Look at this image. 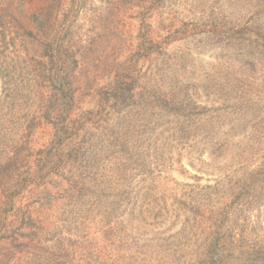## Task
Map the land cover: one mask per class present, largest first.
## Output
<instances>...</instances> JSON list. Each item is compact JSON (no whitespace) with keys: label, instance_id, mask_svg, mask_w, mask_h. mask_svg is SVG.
I'll list each match as a JSON object with an SVG mask.
<instances>
[{"label":"trees","instance_id":"1","mask_svg":"<svg viewBox=\"0 0 264 264\" xmlns=\"http://www.w3.org/2000/svg\"><path fill=\"white\" fill-rule=\"evenodd\" d=\"M24 1L37 6L38 14L34 15L33 21L43 29L49 26L53 12L58 10L64 0H19V3L23 4ZM69 2L68 13L73 19L88 11L83 0ZM167 2L144 0L143 7L135 15L138 26L131 41L132 49L129 48L128 53L129 57L134 58L131 62L115 63V78L103 90L111 108L119 103L128 108L132 100L141 102L145 99L143 95L149 92L154 93V97L165 105L178 102L181 113L179 116L177 113H168V118L173 119L169 123L156 126L155 121L151 130L147 127L146 132H137V138L145 134L147 141L144 146L148 144L145 156L143 154L144 170H141L142 183L145 184L140 189L130 183L135 179V169L127 171L125 168V173H121L122 168L118 166L114 176H117V182L118 178L125 181L124 190H120L122 185H94L99 192L96 197H91L94 203L89 209L99 210L100 216L95 220L87 218L89 210L82 200L83 195L80 197L74 194L81 185H49L54 177L66 172L67 162L72 155L76 156L73 157L75 159L82 157L80 149L85 143L84 136L90 130L87 128L91 127L89 122L94 113L87 110L86 114L75 116L79 84L77 70L80 64L75 47L66 43L69 40L67 37H56L54 41L46 42L47 50L43 52V57L47 58L44 64L49 65L48 105L38 121L45 119L49 123L50 139L33 149L31 145L28 147L26 141L23 143L22 139H15L9 145L5 135L1 136L3 131H0V264H161L160 254L177 256L182 250L185 251L183 247L189 240L199 243V238L202 239L200 246H203V250L196 264H264V236L257 234L253 240L244 237L237 239L232 224L243 196L250 199L242 202L243 213L244 209L250 207H258V211L264 207L259 203L255 205V197H251L256 187L264 189V148H260L259 139H253L248 148L227 146L228 142L224 139L229 125H235L237 130L247 129L245 122L237 120L242 118L251 121L250 128L255 131L257 125H260L259 137L263 136L264 139V23L256 21L253 26H247L248 29L242 27L237 43L228 41L225 44V47H238L236 57L227 58L221 72L210 71L203 80L192 85L206 94V103L195 102L188 95L189 89L181 79H176L170 73L162 75L165 72H161V67L158 72H143L140 65V62H150L151 58L157 56L160 59L166 54V62L163 61L162 65L165 67L172 59L168 53L169 46L176 41L189 39L190 35L187 34L177 37V29L188 27L176 15L166 18ZM262 2L264 4V0ZM165 20L167 23L162 22ZM157 25L165 29L160 30ZM70 32L64 36H70ZM57 40L61 43H55ZM54 44L57 49L49 53V48L53 49ZM4 66V62L0 64L3 88L12 90L17 84V73L3 75ZM159 75L162 77L158 81L156 77ZM12 76H16L15 81ZM21 87L17 86L13 91L18 93ZM175 91L179 95L176 98L169 97ZM4 102L5 99L0 103ZM10 109L12 121L17 117L14 112L17 113L19 107L14 105ZM4 110L0 105V112ZM175 117L183 119L182 123H175ZM102 131L104 134L101 137L91 139L87 136V140L91 139L90 145L93 140L101 142L105 138V129ZM172 131L175 135H171ZM191 133H194L195 140L203 144V147L206 145L205 151L199 153V156L191 157L190 166L195 171V163L205 165L206 161L201 158L205 156L206 150H212L214 168L222 172L229 170L231 165L225 168L220 160L230 155L231 161L237 163L235 172L239 177L226 171L223 177L212 184L200 185L203 175L210 176L204 167H200L192 177L196 179L195 182L191 184H183L169 177L162 178L163 175L169 176L172 170L169 162L174 156L171 151L175 142L173 137L180 134L183 137L180 143L185 147L192 141ZM122 141L125 139L120 143ZM120 143H115L114 147ZM189 147L193 148V145ZM255 151L262 164L250 170L249 163L253 165ZM30 156L35 158L29 161ZM71 174L75 181L81 177L79 170ZM168 181L175 183L177 188L165 191V182ZM128 183L130 185H126ZM105 188H110L114 193L103 191ZM226 188L232 192H226ZM228 195L234 197L233 202L227 208H219L221 200ZM58 202L66 205L62 210L64 228L69 230V235L58 232V229L55 231L53 223L47 228L39 225L38 216L41 212L38 210L47 206L55 209ZM170 223V227L181 224V230L175 236L166 235L171 231L168 227ZM243 224L249 226V232L257 230L255 227L251 230L254 223L250 215H244ZM34 228L41 230L40 237L36 235V240L23 241L26 239V229ZM261 229L264 231V227ZM197 233L200 237L195 239ZM177 236H180L178 241Z\"/></svg>","mask_w":264,"mask_h":264},{"label":"rangeland","instance_id":"2","mask_svg":"<svg viewBox=\"0 0 264 264\" xmlns=\"http://www.w3.org/2000/svg\"><path fill=\"white\" fill-rule=\"evenodd\" d=\"M262 1L168 0L165 10L166 18L168 19L169 15L172 17L178 16L177 18L185 23L188 28L177 29L176 35L177 37H183L187 34L190 35L189 39L176 41L169 46L168 53L172 55V59L165 67H162V65L163 61L166 62V54L160 59L157 56L151 58L150 62H140L143 72L146 70L158 72L161 67V72L162 70L165 72L162 75L173 74L176 79H181L186 84L189 89L188 95H191L195 102L206 103L204 91L196 90L192 85L197 84L200 79L203 80L204 76L207 75L206 73L210 71L220 70L221 72L224 61H227V58L231 56L236 57L239 51L238 47H225V44L228 41L236 44L239 39V30L242 27H251L256 21L264 23V11H262L264 4ZM83 3L88 11L73 19L68 13L70 2L64 0L58 10L53 12L49 26L41 29L37 25L38 23L33 21L34 15L38 14L35 4H28L27 1L22 4L19 3V0H0V18L2 21V25H0V64L4 62L6 65L3 67V75L8 74L10 76L17 73V80L15 79L16 76L12 77H14V81H17L16 87L22 86L18 93L13 91L16 87L12 90H5L0 73V102L5 99L4 103H0L1 107L5 109L0 112V131H3L1 136L5 135L9 145L15 139H22L23 143L26 141L28 147L31 145L33 149H37L50 139L51 126L45 119L41 122L38 121V117L43 116L48 105L46 98L49 95L47 90L49 83L47 68L49 65L44 64L47 62V58L43 57V52L47 50L45 44L48 40L54 41L56 37H67L70 41L67 40L66 43L74 46L77 55L80 57L77 70L79 84L76 95L78 103L75 116L77 117L82 113L86 114L85 111L88 112L87 110L93 111L94 114L90 122L88 121L91 127L87 128H90V130L84 136L85 143L80 149V156L82 155V157L75 159L73 157L76 156L72 155L67 162L66 172L54 177L49 185H81L79 188L82 190L79 189L80 191H75L74 194L80 197L83 195L82 200L89 210L87 218L95 220L100 216L99 210L89 209V206L94 203L91 197H96L97 192H99L95 190L94 185H122L120 190H124L125 181L118 178L117 182V176H114L117 173L118 166L119 169L122 168L121 173H125V168L127 171L135 169V179L130 183L140 189L145 184L142 183L143 171L141 170H144L145 159H143V154L145 156L147 151L145 149L148 148V144L144 146L147 141L145 134L143 137L137 138V132L139 130L146 132L147 127L151 130V125L155 121L157 122L156 126L169 123L173 119H169L167 114L172 113L175 115L177 113L178 115L181 113V107L178 102L165 105L163 101L154 97V93L149 94L147 92L146 95H143V98H145L143 101L136 100L134 102L132 100L128 108L120 103L118 105L113 103L115 107L111 108L106 100V92L103 88L111 79L115 78L117 72L115 63L132 61L134 58L129 57L128 53L132 49L130 46L131 41L135 37L138 26L135 15L143 7L144 0H83ZM2 5L5 6L4 10H2ZM258 10L262 12L257 14ZM162 22L167 23V20ZM159 25H157L158 29H165L164 26ZM68 31H71L70 36H64ZM72 33H74L73 37L71 36ZM55 43L59 44L61 42L57 40ZM213 43H219L220 45ZM55 49H57V46L54 44L53 49L49 48L48 52L51 53ZM130 62L128 66H130ZM15 70L16 72H14ZM233 70L235 71V69ZM161 77L159 75L156 78L159 81ZM178 95V91H175L169 97L176 98ZM14 105H18L19 110L17 113L14 112L17 117L10 121V107ZM19 118L21 119L19 120ZM174 120L175 123L179 124L183 121L179 117H175ZM237 120L238 122H245L248 127L243 131L237 130L235 125H229V131L224 135V139L228 142L227 146L248 148L253 139H259L261 142L260 148H264L263 136L259 137L261 135L260 125H257L255 131L250 128L252 126L251 121H246L243 118ZM228 122L230 123L229 120ZM231 124L233 123L231 122ZM103 129H105L103 142L93 140L91 146L89 144L91 139L101 137L104 134ZM28 134L32 135L28 136ZM88 135L91 138L90 140H87ZM171 135H175V133L172 131ZM191 135L193 136L194 133H191ZM181 138L183 137L180 134L173 137L175 140L174 147L171 148L172 146H170V148L174 156L169 162L172 170L171 173L169 172V176L163 175L162 178L169 177L183 184H191L195 182L196 179L192 177L198 173L196 171L200 167H204V171L207 170L210 174V176H202L199 182L200 185L212 184L215 180L223 177L226 171L227 173L231 171L234 177H239V174L235 172L237 163L231 161L232 157L230 155L223 156L224 158L220 160L225 168L231 165L229 170H223L222 172L214 168L212 164L214 163L212 159L214 152L212 150H206L205 156L201 158L206 161L205 165L199 162L195 163L197 165L195 171L190 166L191 157L199 156V153L205 151L206 145L203 147V144L196 141L193 136L190 144L183 147L180 143ZM120 139H125V141L120 143ZM117 142L120 145L114 147ZM125 142L127 143L123 146ZM192 145L193 148H190L189 146ZM256 152L254 153L253 165L249 163L250 170H254L262 164V160L257 157ZM180 155L181 159L179 158ZM34 158L35 156H30L29 161ZM77 170L80 171L81 175L77 180L78 182L73 180L71 174L72 172L76 173ZM165 184V191L177 188V185L171 181L165 182ZM225 190L226 192H232L230 188ZM103 191L114 193L110 188H105ZM167 193L169 194V192ZM255 194L252 193L251 195V197H255L254 200L257 202L255 205L258 203V205H264V189L261 190L260 187H256ZM248 199L244 196L240 198L241 203L238 205L240 211L237 210V213L234 214L235 217L232 219L237 239L244 237L246 240H253L257 234L264 236V231L261 229V227H264V207L260 211L256 206L250 207L244 209L243 213L242 202H247ZM233 200L234 197L228 195L221 200L218 207L221 209L227 208ZM65 206L62 202H58L55 209L47 206L45 209H41L42 211L38 210L41 212L38 216L40 218L39 225L47 228L53 223L55 231L58 229V232L69 235V230L64 228L65 217L62 208ZM246 214L251 216L254 223L251 230L257 228L255 232H249V226L243 224L244 215L247 217ZM170 226L171 223L168 227ZM168 227L164 228L167 229ZM170 228L171 231L166 235L175 236L180 232L181 224L177 223ZM26 233V239H23V241L26 242L28 239L30 242L37 239L36 235L40 237L41 230L37 228L26 229ZM199 237L197 233L195 239ZM179 238L180 236H177L176 241ZM189 241L183 247L185 251L182 250L177 256L160 254L161 264H196L198 262L197 258L201 256L203 250V246H200L202 239L199 238V243Z\"/></svg>","mask_w":264,"mask_h":264}]
</instances>
